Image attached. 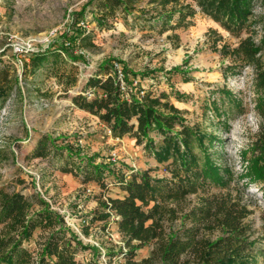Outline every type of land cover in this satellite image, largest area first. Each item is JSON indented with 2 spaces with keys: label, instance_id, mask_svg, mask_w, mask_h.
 Segmentation results:
<instances>
[{
  "label": "rangeland",
  "instance_id": "rangeland-1",
  "mask_svg": "<svg viewBox=\"0 0 264 264\" xmlns=\"http://www.w3.org/2000/svg\"><path fill=\"white\" fill-rule=\"evenodd\" d=\"M88 1L0 0V77L6 76L8 82L6 93L0 96V195L35 194L46 202L87 246L76 253L77 262L157 264L154 258L144 261L152 254L153 242L135 247L128 261L129 247L118 228V215L99 200L121 198L119 178L123 174L129 178L132 171L149 169L152 177L169 178L170 161L157 162L143 149L144 143H136L131 136L108 134L97 116L72 102L74 95L89 92L84 84L96 73L99 62L118 58L135 72L147 71L133 80L134 91L167 93L185 124L215 136L211 142L206 139L205 145L212 158L228 170L220 185L207 181L198 193L163 204L165 235L191 226V212L202 208L204 199L225 196L249 210L243 219L251 228L249 239L264 251V180L255 177L241 155L250 148L261 123L255 107L256 69L236 52L240 39L249 33L232 35L201 13L185 28H171L174 19L155 23L157 5L149 0H135L133 10L126 12L115 6L99 26L92 17H100L98 4L103 0L87 5L84 19L76 15ZM253 12L256 23L251 35L258 43L264 34V0L255 2ZM74 21L83 33L72 27ZM68 30H74L76 38L64 45L62 34ZM45 50L47 62L33 71L30 53ZM77 56L80 59L73 60ZM260 57L264 65V47ZM177 67L179 72L170 71ZM46 135L50 139L47 154L34 156L38 140ZM152 136L158 143L159 136ZM51 142L94 154V163L108 164L110 172L104 170L99 183L82 182L75 172L77 156L69 157L66 150L53 151ZM193 146L201 157V147L195 142ZM65 166L72 171L64 172ZM51 229L36 228L24 242L33 258ZM220 232L203 227L200 234L214 239ZM136 244L131 242V246ZM257 264H264V258Z\"/></svg>",
  "mask_w": 264,
  "mask_h": 264
},
{
  "label": "trees",
  "instance_id": "trees-1",
  "mask_svg": "<svg viewBox=\"0 0 264 264\" xmlns=\"http://www.w3.org/2000/svg\"><path fill=\"white\" fill-rule=\"evenodd\" d=\"M92 1L89 0L76 13L79 18L84 19L85 7ZM134 1L103 0L98 4L100 17L92 18L100 26L105 23V18L113 12L115 6L126 12L133 10L131 3ZM256 1L149 0L157 5L153 12L156 15L153 18L155 23L161 22L163 18L174 19L171 28H185L193 24L192 19L197 13H201L232 35L239 36L242 31L249 33L240 39L236 52L256 69L255 107L261 123L250 148L242 151L241 155L248 162L255 177L264 180V65L260 61L264 34L258 43L251 35V26L256 23L252 20ZM72 27L84 32L78 21H74ZM73 34L74 30L62 34L64 45L75 41L76 36ZM46 51L30 53L29 66L33 71L47 62ZM78 59V56L73 58ZM116 65L119 66L121 79L129 91L128 96L120 88L121 81ZM170 71L179 72V69L177 67ZM146 73L147 71H133L118 58L105 59L97 64L96 73L87 78L84 84L83 89L89 92L78 93L72 97L76 107L97 116L102 123L109 126L115 137L131 136L136 143H144L143 149L157 162L170 161L169 178L152 177L149 169L132 171L129 178L124 174L119 178L118 185L124 193L121 198L99 200L104 208L112 209L118 215V228L126 237V245L129 247L128 261H132L135 247L153 242L152 254L150 258L144 259L145 262L154 258L157 264H257L259 258H264V251L255 246L254 239H249L251 228L243 222L249 210L229 197L214 196L204 199L203 207L191 212V226L183 227L168 237L165 235L162 223L165 211L163 204L178 202L188 194L198 193L199 187L208 185L207 181L220 185L228 170L212 158L205 145L206 139L211 142L215 136L185 124L180 110L169 101L167 93L156 94L144 90V94L139 96L140 88L134 91L133 80L136 76H145ZM74 81L72 79L71 84ZM7 83L6 76L0 77V96L6 93ZM177 96L180 97L179 94ZM152 134L159 136L158 143H155ZM49 140V136H42L33 155L45 156ZM194 142L201 147V157L193 150ZM50 145L53 151L66 150L69 157L77 156L78 166L74 168L82 182L99 183L104 177L103 171L110 172L108 164L94 163V154H81L80 150L69 144L56 145L51 142ZM62 170L71 172L72 168L65 166ZM101 217L106 216L102 214ZM61 219L59 214L49 209L46 202L35 194H1L0 264H95L91 261L80 263L75 260L78 250L87 246L64 226ZM45 227L52 229L39 244L36 257L33 258L31 251L23 244L36 228ZM203 227L208 230L219 229L220 235L214 239L204 237L200 234ZM132 241L137 242L136 246H131Z\"/></svg>",
  "mask_w": 264,
  "mask_h": 264
},
{
  "label": "built area",
  "instance_id": "built-area-1",
  "mask_svg": "<svg viewBox=\"0 0 264 264\" xmlns=\"http://www.w3.org/2000/svg\"><path fill=\"white\" fill-rule=\"evenodd\" d=\"M116 69H117V73H118V78L120 79V81H121V83H120V88H121V90H123V91H125L126 92V96H128V90H126V87H125V85H124V83H123V81H122V79H121V73H120V68H119V66H117L116 65ZM135 90H136V88H135ZM144 94V89L142 88H140L139 89V91H138V95L139 96H141V95H143ZM89 96H90V94H88ZM106 131H107V133L108 134H111L112 133V131H111V129L109 128V126H107L106 127Z\"/></svg>",
  "mask_w": 264,
  "mask_h": 264
}]
</instances>
